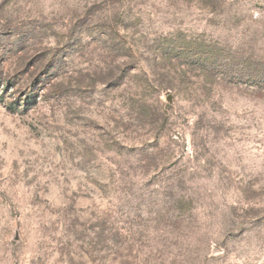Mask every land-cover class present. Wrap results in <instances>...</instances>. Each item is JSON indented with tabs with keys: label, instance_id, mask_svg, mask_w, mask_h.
<instances>
[{
	"label": "rangeland",
	"instance_id": "374dc122",
	"mask_svg": "<svg viewBox=\"0 0 264 264\" xmlns=\"http://www.w3.org/2000/svg\"><path fill=\"white\" fill-rule=\"evenodd\" d=\"M0 264H264V0H0Z\"/></svg>",
	"mask_w": 264,
	"mask_h": 264
},
{
	"label": "water",
	"instance_id": "95a60500",
	"mask_svg": "<svg viewBox=\"0 0 264 264\" xmlns=\"http://www.w3.org/2000/svg\"><path fill=\"white\" fill-rule=\"evenodd\" d=\"M167 102H168L169 104H171V99H170V97H167Z\"/></svg>",
	"mask_w": 264,
	"mask_h": 264
}]
</instances>
